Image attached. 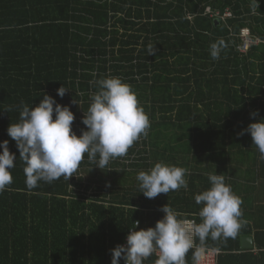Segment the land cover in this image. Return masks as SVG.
<instances>
[{"label": "trees", "instance_id": "obj_1", "mask_svg": "<svg viewBox=\"0 0 264 264\" xmlns=\"http://www.w3.org/2000/svg\"><path fill=\"white\" fill-rule=\"evenodd\" d=\"M257 3L253 10L252 0H0V141L16 157L13 182L0 192V264H111V250L131 229L155 227L166 204L201 222L195 195L210 187V173H232L252 143L240 133L264 118V0ZM244 28L258 42L240 52ZM220 39L226 47L214 60L210 45ZM108 76L136 92L150 120L147 136L103 169L85 154L68 180L27 188L7 134L19 106L35 107L47 93L73 112L79 136L95 81ZM160 161L186 168L188 187L149 199L137 175ZM241 219L235 238L207 241L221 251L218 264H264V232L253 234L255 252L242 249L253 231Z\"/></svg>", "mask_w": 264, "mask_h": 264}, {"label": "clouds", "instance_id": "obj_2", "mask_svg": "<svg viewBox=\"0 0 264 264\" xmlns=\"http://www.w3.org/2000/svg\"><path fill=\"white\" fill-rule=\"evenodd\" d=\"M252 3L253 10L257 9V0ZM225 47L222 39L213 42L211 57L219 59ZM154 51V46L149 45L148 54ZM95 84L98 90L92 94L87 114L82 118L87 130H81L79 136L72 130L73 112L47 93L35 107L23 103L19 106V121L8 126L7 134L16 142L19 159L25 164L27 188H36L40 181L51 183L61 177L68 180L85 154L103 169L111 160L127 156L128 149L141 136H147L150 120L132 86L118 76L99 79ZM66 91L62 85L56 90L61 98ZM257 115L258 111L250 113L253 118ZM244 132L250 134L260 158L264 159V118L250 123L240 134ZM0 150V192H3L13 182L10 170L16 157L8 149V140L0 141ZM186 174V168L160 161L148 171H140L137 180L141 193L152 199L161 193L187 189ZM208 180L210 187L195 195L196 204L202 205L199 224L181 219V213L166 204L161 208L164 216L155 227L131 230L126 245L111 250V264H119L120 258L125 264H144L153 254L158 256L154 264H186V254L193 249V264H199L207 252L218 254L220 249L208 248L207 241L235 238L246 221L241 219L242 200L226 183L225 175L210 173ZM134 224L137 227L139 221Z\"/></svg>", "mask_w": 264, "mask_h": 264}, {"label": "crops", "instance_id": "obj_3", "mask_svg": "<svg viewBox=\"0 0 264 264\" xmlns=\"http://www.w3.org/2000/svg\"><path fill=\"white\" fill-rule=\"evenodd\" d=\"M243 148L244 153L239 155L240 161L233 163L232 173L228 174L226 182L242 200L241 211L248 218L247 222L253 231L245 237L251 239L250 250L255 252L253 234L258 231L264 232V159L260 158L258 148L253 142L247 143ZM227 167L229 169L230 164Z\"/></svg>", "mask_w": 264, "mask_h": 264}, {"label": "built area", "instance_id": "obj_4", "mask_svg": "<svg viewBox=\"0 0 264 264\" xmlns=\"http://www.w3.org/2000/svg\"><path fill=\"white\" fill-rule=\"evenodd\" d=\"M230 16H231L230 13H224L222 18L230 17ZM239 36H240L241 41H242V45L238 48V50L240 52H245L251 44H256L258 42V40L253 41L249 38V31L246 28L240 30ZM184 220L190 221V222H195V219H192V218H188V219H184ZM131 230H133V229H131ZM121 245H126V239ZM220 254H221V251L218 254L215 252L209 251L202 257L199 264H218L217 261H218V257ZM123 264H125V262Z\"/></svg>", "mask_w": 264, "mask_h": 264}, {"label": "water", "instance_id": "obj_5", "mask_svg": "<svg viewBox=\"0 0 264 264\" xmlns=\"http://www.w3.org/2000/svg\"><path fill=\"white\" fill-rule=\"evenodd\" d=\"M240 242H241V248L247 249V250L252 248V242L249 237H242Z\"/></svg>", "mask_w": 264, "mask_h": 264}]
</instances>
